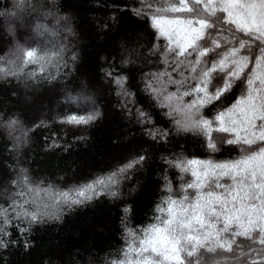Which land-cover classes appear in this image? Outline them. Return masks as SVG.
<instances>
[{
	"label": "snow or ice",
	"instance_id": "1",
	"mask_svg": "<svg viewBox=\"0 0 264 264\" xmlns=\"http://www.w3.org/2000/svg\"><path fill=\"white\" fill-rule=\"evenodd\" d=\"M134 15L155 30L157 40L150 56L159 57L156 71L143 74V89L169 120L170 128L154 126L150 113L135 109L137 123L153 142L167 143L169 137L188 136L202 141L206 157H189L184 152L162 155L165 173L161 194L146 225L129 226L130 206L122 218L124 247L109 253L120 257L104 264H264V0H138ZM55 7V0H53ZM6 15L10 23L23 21L25 13L36 15L34 31L47 37L35 47L17 43L10 54L0 56V79L17 82H51L69 60L68 37L74 35L67 17L55 11L40 12L30 0H15ZM65 26L60 27L61 24ZM9 31H12L11 27ZM63 36V38H61ZM11 56V58H9ZM128 65L131 58L122 61ZM38 66L39 71H26ZM53 70L56 75L53 74ZM123 97L121 106L129 113L135 104L123 75L107 71ZM239 88L240 94L227 104ZM83 109L55 118L56 123L88 127L101 116L87 96L68 98ZM0 127L15 136L16 147L28 142L35 128L49 127L40 121L25 128L15 117L0 116ZM49 148L61 147L52 134ZM48 138H46L47 140ZM85 140L86 137H78ZM223 145L238 155L216 159ZM146 155L133 156L115 169L69 189L43 181L33 182L21 168L11 183L19 191L0 203V250L17 244L10 228L24 239L40 224L61 222L78 206L101 196L120 199L125 181L144 167ZM175 170L179 187L168 172ZM191 179H188V177ZM34 193L27 196V193ZM43 194V196L41 195ZM2 259V257H0Z\"/></svg>",
	"mask_w": 264,
	"mask_h": 264
},
{
	"label": "trees",
	"instance_id": "2",
	"mask_svg": "<svg viewBox=\"0 0 264 264\" xmlns=\"http://www.w3.org/2000/svg\"><path fill=\"white\" fill-rule=\"evenodd\" d=\"M15 0H0V56H6L17 43L35 47L47 37L34 31L37 16L25 13L21 22L10 23L7 13L13 11ZM40 12L55 11L67 17V25L74 35L68 37L71 51L77 60H69L57 79L48 82L28 81L27 86L15 78L0 79V116L18 118L25 128H32L40 121L49 127L35 128L29 133L28 142L16 147L15 136L0 127V203L7 205L8 197L19 191L12 185L21 168L27 169L33 182L43 181V187L52 184L59 189L81 185L95 176L109 172L124 164L133 156L146 155L144 167L130 180L124 182L120 199L101 196L69 212L61 222L35 226L30 233L31 247L25 248L24 239L15 228H10L17 244L0 250V264H104L120 257L108 254L123 248V209L131 207L129 226L146 225L161 194L165 164L162 155L184 152L189 157L204 158L202 141L188 136L169 137L167 143H155L144 135L145 128L137 123L135 109L150 113L155 127L167 129L170 123L150 97L142 91L144 73L158 70L159 57L150 56L154 44L163 46V38L157 40L155 30L134 15L139 8L138 0H30ZM65 25H60L63 28ZM11 27L12 31H9ZM63 38V36L61 37ZM11 58V56H9ZM133 63L125 65V59ZM39 71L29 66L26 71ZM107 71L127 78L128 91L133 93L135 104L129 113L121 106L123 97ZM53 74L56 75L53 70ZM240 94L237 88L227 104ZM87 96L95 102L100 118L88 127H72L56 123L55 118L83 109L81 105L69 104L68 97ZM56 134L58 148H49L52 134ZM10 136L11 140L8 138ZM78 137H86L79 140ZM46 138H48L46 140ZM223 145L216 159L223 160L238 155ZM179 187L175 170L168 172ZM188 179H191L189 176ZM1 188H5L1 192ZM26 193L27 190L25 189ZM34 193H27L33 196ZM43 196V194H41Z\"/></svg>",
	"mask_w": 264,
	"mask_h": 264
},
{
	"label": "rangeland",
	"instance_id": "3",
	"mask_svg": "<svg viewBox=\"0 0 264 264\" xmlns=\"http://www.w3.org/2000/svg\"><path fill=\"white\" fill-rule=\"evenodd\" d=\"M10 51H11V50H9L8 53H10ZM2 128H3V127H2ZM4 129H5V128H4ZM7 136H8V135H7ZM11 136H12V135H11ZM8 138L11 140L10 136H8ZM4 190H5V188H3V189L1 188V192L4 191Z\"/></svg>",
	"mask_w": 264,
	"mask_h": 264
}]
</instances>
